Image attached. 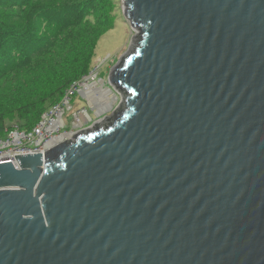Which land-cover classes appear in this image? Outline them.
I'll return each mask as SVG.
<instances>
[{
    "label": "water",
    "instance_id": "95a60500",
    "mask_svg": "<svg viewBox=\"0 0 264 264\" xmlns=\"http://www.w3.org/2000/svg\"><path fill=\"white\" fill-rule=\"evenodd\" d=\"M124 7L125 106L0 164V264H264V0Z\"/></svg>",
    "mask_w": 264,
    "mask_h": 264
},
{
    "label": "rangeland",
    "instance_id": "374dc122",
    "mask_svg": "<svg viewBox=\"0 0 264 264\" xmlns=\"http://www.w3.org/2000/svg\"><path fill=\"white\" fill-rule=\"evenodd\" d=\"M66 1L55 0L54 3L62 2L65 6H70ZM102 1L105 3L106 0ZM102 1L94 8L95 18L102 16L100 6L107 9ZM54 3L51 5H46L48 2L30 3L15 11L11 8H0V19L4 27L11 28L13 33L25 30L28 24L32 26L29 32L32 30L35 33L38 23L32 18L36 13L34 8L52 6ZM114 10L112 29L105 32V29L101 28L106 26L102 18L94 23L84 22L68 29L50 52L33 56L25 62V65L19 66L9 75L0 72V121L5 122L4 130L0 128L1 133L24 120L29 125H35L42 113L37 125L43 124L46 119H55V107L60 104L50 112H45L43 108L50 99H59L63 93V99L68 97L62 115L65 127L48 139L63 135L64 141L73 142L77 134H83L88 130L93 132L95 125L107 127L114 113L125 106V96L108 84L110 70L121 61L122 56L128 55L133 50L134 44L139 42L137 37L141 34L123 17L124 0H117ZM102 32L105 33L99 37ZM95 83H97L96 89L102 87L111 90L106 97L113 103L102 112H99L87 96L83 98L79 95V91L85 94L86 87ZM93 101L100 102L97 94L93 97ZM84 112L89 115V119L85 117ZM36 142L37 139L34 140V143ZM42 148L29 151L33 154L35 151H41Z\"/></svg>",
    "mask_w": 264,
    "mask_h": 264
},
{
    "label": "trees",
    "instance_id": "16d2710c",
    "mask_svg": "<svg viewBox=\"0 0 264 264\" xmlns=\"http://www.w3.org/2000/svg\"><path fill=\"white\" fill-rule=\"evenodd\" d=\"M101 1L102 0H67L66 2L70 6H65L62 2L54 3L55 0H0V8H11L14 11L21 7H26L27 4H33L35 2H41L43 4L48 2L46 5L54 3L52 6H38L34 8L36 13L32 18L38 23L35 33L31 30V34H29V29L32 27L31 24H28V27L25 30H21L19 33H13L8 26L4 27L3 21L0 19V72H3V74L8 73L9 75L19 66L25 65V62L33 56H38L39 54L44 55L48 51L50 52L53 46L57 44L60 37L68 29L84 22L93 21L94 23L96 20L99 21V19L102 18V22L104 21L106 26L101 28L105 29V32L108 31V29H112V16L115 11L114 5L117 4V0H106L105 3L102 1V4H105L107 9L100 6V14L102 16L95 18L96 11L94 8ZM105 32L100 33L99 37ZM138 39L140 42L141 39ZM86 72H88V67H86ZM63 98L64 93L59 99H50L47 105L44 106L43 110L49 112L53 107L60 104ZM42 115L43 113L38 117V121L35 125H29L27 124V121L24 120V122L21 121L19 125L15 124L6 129V131L2 133L0 132V139L4 138L7 132L13 127H16L17 130L22 133L28 134L32 132L40 121ZM4 124L5 122L0 121V128H3V130ZM111 124L112 119L109 120L107 127Z\"/></svg>",
    "mask_w": 264,
    "mask_h": 264
},
{
    "label": "built area",
    "instance_id": "2783aa9c",
    "mask_svg": "<svg viewBox=\"0 0 264 264\" xmlns=\"http://www.w3.org/2000/svg\"><path fill=\"white\" fill-rule=\"evenodd\" d=\"M67 99L68 97L63 99L60 105L55 107L56 109L53 107L55 109V119L44 120V123H40L41 125H37L36 128L32 130V132L26 134L17 130L16 127L10 129L6 136L0 139V164L12 161L9 159L8 155L15 154L16 156L32 154V152H30L29 150H39L41 147H43L44 144L49 142V137L58 134L62 130V128L65 127V125H63L64 120L62 115L64 113L63 106L67 105L66 103H68L66 102ZM63 102L65 104H63ZM55 125H57V127ZM50 129L52 130L50 131ZM35 139H37L36 143H34ZM16 152H18V154H16ZM40 152L41 151H35L34 153Z\"/></svg>",
    "mask_w": 264,
    "mask_h": 264
},
{
    "label": "bare ground",
    "instance_id": "6f19581e",
    "mask_svg": "<svg viewBox=\"0 0 264 264\" xmlns=\"http://www.w3.org/2000/svg\"><path fill=\"white\" fill-rule=\"evenodd\" d=\"M96 84L92 86H87L86 87V93L83 95H86L90 102L95 104L96 108H98L99 112L104 111L105 109L109 108L111 106V103H113L112 101H110L106 96L109 95L111 92L107 91L106 89H103L102 87L97 88L96 89ZM101 84V83H100ZM95 94L98 95V98L100 99V102L97 103L95 101H93V97L95 96ZM91 97V99H90ZM85 117H87L89 119V115L87 113L84 112ZM106 120V119H105ZM63 125H65V123L63 122ZM57 127V125H55ZM52 129H50L51 131ZM71 136V135H70ZM64 136H53V139H49V142L43 145V148L41 150V153L43 154L45 152V150H47L48 148L51 149L52 147L56 146L57 144H60L64 141ZM9 159L14 161L15 154L14 155H8ZM6 163V162H5Z\"/></svg>",
    "mask_w": 264,
    "mask_h": 264
},
{
    "label": "flooded vegetation",
    "instance_id": "af4514ba",
    "mask_svg": "<svg viewBox=\"0 0 264 264\" xmlns=\"http://www.w3.org/2000/svg\"><path fill=\"white\" fill-rule=\"evenodd\" d=\"M103 129H104V128H103ZM103 129H102V130H103Z\"/></svg>",
    "mask_w": 264,
    "mask_h": 264
}]
</instances>
